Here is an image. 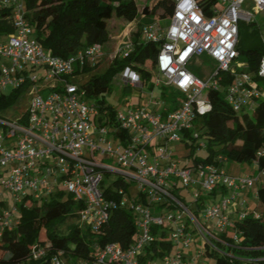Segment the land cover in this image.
<instances>
[{
    "label": "built area",
    "instance_id": "1",
    "mask_svg": "<svg viewBox=\"0 0 264 264\" xmlns=\"http://www.w3.org/2000/svg\"><path fill=\"white\" fill-rule=\"evenodd\" d=\"M7 10L14 33L0 42V94L25 87L27 102L15 119L0 115V238L15 226L17 206L25 198H48L63 184L73 202L82 205L78 218L82 227L97 232L116 209L131 212L135 218L138 237L133 244L126 249L118 244L95 248L87 264H204L198 263L203 249L216 251L217 236L251 212L233 217L231 208L239 194L260 177H232L213 164L183 167L170 145L197 139L193 125L210 112V91L224 89L236 111L264 98L252 75L241 71L242 64L235 61L239 23L253 22L264 11V0H220L210 17L195 0H175L169 25L143 26L140 41L159 44L153 63L156 85L162 82L181 98L161 111L150 106L127 107L114 112L111 124L96 105L87 103L83 88L91 75L100 74L105 56L102 46L84 47L67 59L54 57L34 40L22 0H0V12ZM127 44L114 58H128L134 45ZM200 56H207L213 69L198 77L189 67ZM121 71L125 87L143 88L139 72L128 65ZM226 75L231 82L223 87ZM257 77L264 80V56ZM150 104L159 102L150 100ZM262 159L264 146L252 166L260 169ZM259 172L264 175V168ZM109 174L118 175L123 184L102 188L103 177ZM129 183L137 187L136 199L129 194ZM220 186L229 197L208 203L209 195ZM4 193L15 199L10 209L5 207L10 203ZM188 199L196 205L194 210ZM152 229L167 232L172 251L142 259L144 250L155 243ZM196 237L199 248L188 258ZM29 254L40 261L46 250L33 245ZM60 255L49 263L66 264Z\"/></svg>",
    "mask_w": 264,
    "mask_h": 264
},
{
    "label": "trees",
    "instance_id": "2",
    "mask_svg": "<svg viewBox=\"0 0 264 264\" xmlns=\"http://www.w3.org/2000/svg\"><path fill=\"white\" fill-rule=\"evenodd\" d=\"M137 0H22L25 17L32 28L34 40L54 57L67 59L78 50L100 44L104 50L109 42L107 21L113 17L126 23L140 16ZM150 2L151 0H144ZM198 7L207 16H214L215 6L220 0H195ZM175 0H160L150 11L157 20H166L172 13ZM9 10L0 12V37L14 33L9 24ZM147 18L142 17L141 21ZM248 25H254V22ZM239 25L237 51L245 55L246 72L252 75L258 88L264 92V80L257 77L259 61L264 56V48H241L243 28ZM140 25L130 35L133 52L127 59L115 58L104 72L91 75L83 85L87 98L97 97L108 92L113 75L125 66H131L145 83L150 79L153 63L159 50V44L140 41ZM85 72H88L85 70ZM231 78L224 76L222 86L229 84ZM24 88L0 94V115L18 104L24 97ZM211 110L194 122L195 131L203 137L207 150L205 159H193L182 165L190 167L197 164H213L221 167L226 162L251 164L257 151L264 146V98L249 101L238 111L228 103L225 90L208 93ZM109 107L99 106L98 111L111 123L114 112ZM250 111L251 114L248 113ZM102 118L99 117V121ZM196 126V127H195ZM191 147V153L196 147ZM198 148V147H197ZM189 156H187L188 158ZM222 160H218V158ZM264 168V159L260 169ZM123 184L117 178L113 186ZM257 203L244 218L233 221L225 232L217 236V250L204 249V256H212L213 264H264V185L258 187ZM82 205L73 202L64 190H58L48 198L32 200L25 198L17 206L16 224L11 230L3 232L0 238V264H50V259L59 254L64 263L87 264L95 248L107 244H118L122 249L133 244L138 232L131 212L116 209L111 212L108 222L97 232L78 223ZM257 215L255 217L254 215ZM42 232L44 239H40ZM155 243L144 250L143 258H160L172 251V245L166 240L167 232L152 229ZM37 245L46 250V256L40 261L32 260L30 247Z\"/></svg>",
    "mask_w": 264,
    "mask_h": 264
},
{
    "label": "rangeland",
    "instance_id": "3",
    "mask_svg": "<svg viewBox=\"0 0 264 264\" xmlns=\"http://www.w3.org/2000/svg\"><path fill=\"white\" fill-rule=\"evenodd\" d=\"M160 0H151L150 2H146L144 0H137L138 9L142 12L143 9L146 7L148 8V12L150 13L151 9L154 7L155 4ZM140 12V15H141ZM147 18L145 21H143L142 25H152L157 24L161 28H166L169 25V21L166 20H157L155 16L148 14L145 16ZM116 19V18H112ZM138 21H141V18L139 16ZM108 22L107 31L112 36L114 25H112V21L110 20ZM254 25H248L247 23L240 22L239 25H241L243 28V37H242V43L241 48L243 50L247 49L248 47H256V48H264V11L256 14L253 19ZM124 27V26H123ZM130 30L125 31L124 34H121L119 36L118 41H114L113 45V51L111 54H108L107 56H104L102 65L100 68V73L104 72L109 66L111 65L112 57L114 58L117 56V53H119L125 45H129L127 43L132 42V40L129 38L130 36ZM8 36H1L0 42H3L7 40ZM133 43V42H132ZM116 53V55H114ZM117 58V57H116ZM236 63L243 64L246 61V57L244 54L239 56L236 60ZM191 71L198 77H201L202 74H206L207 72L211 71L213 69V62L207 57V56H200L198 57L194 63L189 67ZM244 69V68H242ZM240 69V70H242ZM122 71H117L109 83V90L108 92L100 95L97 97V101L93 98H87V103H93L97 106H104L109 107V110H113V112H119L124 111L127 107H136V106H150L152 109L154 108L156 111H161L162 108L168 109L172 106H175L178 103V100L181 98L180 95L171 87H167L160 82L156 85V81L154 77H150L149 80H147L143 88H132V87H125V85L122 84L120 76ZM87 80V79H86ZM9 91L4 92V94H7ZM150 100L157 101L159 104L157 106H153L150 104ZM27 99L24 97L18 104L13 106L11 109L7 110L5 113L2 114V117L5 119H15L19 115L22 114L23 110L26 107ZM249 114L250 111H248ZM108 115V113H102L101 115ZM196 127V126H195ZM196 129V128H194ZM196 135L198 136L195 141L192 140H186L189 145L197 146L198 144H201L203 141V137L200 136V133L196 131ZM181 138V137H180ZM181 140H183L181 138ZM170 148L173 151L174 157L179 161L181 165L191 163L193 159H205L207 155V150L201 149V148H195L193 149V152L191 153V147L184 145L182 142L174 143L170 145ZM187 156H189L187 158ZM108 163H111L109 161ZM224 168L231 173L235 174H241L244 176H249L256 180L258 177L259 180L255 183V187L253 189H257L258 187H261L264 185V175H262L258 169L252 166V164L248 163H242L237 164L233 162H227L224 163ZM9 168V167H7ZM133 173V172H130ZM118 178V175L116 174H109L104 175L103 177V184L101 185L102 188L108 187L113 184V182ZM129 194L131 195V198L136 199L138 197L137 193V187L134 185V183H129ZM59 189L64 190L63 184H60ZM180 192L183 195H186L185 189H180ZM66 193V191H65ZM3 197L7 199L10 203V205L5 206L6 209H10L13 207L15 203V199L7 194H3ZM188 203L190 205V209L194 210L196 208V205L194 203H191V201L188 199ZM197 238V237H196ZM40 239H44V233L42 232ZM198 240V239H197ZM204 248V247H203ZM204 250V249H203ZM215 261L214 257L212 256H202L201 258H198V263H204V264H213Z\"/></svg>",
    "mask_w": 264,
    "mask_h": 264
},
{
    "label": "crops",
    "instance_id": "4",
    "mask_svg": "<svg viewBox=\"0 0 264 264\" xmlns=\"http://www.w3.org/2000/svg\"><path fill=\"white\" fill-rule=\"evenodd\" d=\"M111 21H112V25H114L115 29L113 30L114 34L112 36L109 34V42L104 48L105 56H107L108 54H111V52L113 51L114 41L115 40L118 41L119 36L121 34H124L125 31L130 30L131 32L129 34L131 35L133 32H135V30H137V26L138 25H140V29L144 26V25H142L143 21H138V19L133 21V22H131V23H126V22H124V21H122L120 19H110V22ZM107 27H108V22H107ZM129 38H130V36H129ZM112 59H115V58L112 57ZM246 67H247V64L243 63L242 64V68H244V69L241 68L242 69L241 71H246ZM151 77H154V72L153 71L151 73ZM221 168L229 176H232V177L244 176V175H241V174L237 175L235 173H231L230 171H228V170H226L224 168V165H222ZM254 187L255 186H253L251 189L243 191L235 199V202H234V204L232 205V208H231V211L233 212V215H232L233 217H235L236 213H242V212H244L246 210L252 211L254 209V207H255V205L257 203L256 193H257V189H258L257 188L255 190V189H253ZM229 195H230V193L227 190H225L223 187H221V186L220 187H216L215 190L213 191V193L211 195H209V197L207 199V202L210 203V204L211 203L215 204L218 201H220V199H222V198H228ZM198 248H199V240H197V238H195V242L192 245V250L187 255L188 258H190V256L192 254H194L195 251Z\"/></svg>",
    "mask_w": 264,
    "mask_h": 264
},
{
    "label": "water",
    "instance_id": "5",
    "mask_svg": "<svg viewBox=\"0 0 264 264\" xmlns=\"http://www.w3.org/2000/svg\"><path fill=\"white\" fill-rule=\"evenodd\" d=\"M148 14H149V12H148V8L146 7V8L143 9V11L141 12L140 17L142 18V17H144V16H147Z\"/></svg>",
    "mask_w": 264,
    "mask_h": 264
}]
</instances>
